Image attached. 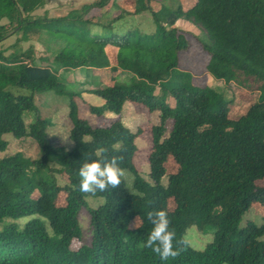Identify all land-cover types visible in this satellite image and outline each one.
<instances>
[{"label": "trees", "instance_id": "trees-1", "mask_svg": "<svg viewBox=\"0 0 264 264\" xmlns=\"http://www.w3.org/2000/svg\"><path fill=\"white\" fill-rule=\"evenodd\" d=\"M108 1L49 18L33 15L45 0H0V44L15 34L27 40L41 33L62 43L51 60L35 58L31 50L7 56L0 51V153L8 147L7 134L30 138L39 148L35 159L20 152L0 159V264H264V214L259 224L246 219L254 203L264 209V184L258 185L264 181V0H195L189 7L186 0H113L129 3L115 20L147 13L154 24L150 33L99 26L91 12ZM177 21L191 22L205 37L179 29ZM190 41L207 55L211 78L249 96L258 94L244 115L230 119L232 99L180 66ZM78 69L91 76L83 93L103 101L88 107L91 114L118 116L125 103L158 112L148 154L152 183L133 164L138 133L120 120L92 127L79 117L74 97L80 92L65 90V75ZM9 87L31 95H14ZM46 92L68 98L69 151L47 142L48 120L37 114L32 123L24 122V113L37 111L33 95ZM169 119L172 128L164 137ZM101 145L107 156L123 157L120 167L132 173L134 193L126 191L122 178L119 187L95 196L73 187L81 164L101 158ZM168 156L177 170L163 186ZM51 163L65 174L64 186L43 176ZM89 197L102 203L92 209ZM170 198L173 210L167 206ZM161 209L177 240H185L190 227L213 228L212 240L202 250L187 243L177 258L161 260L143 246L152 228L147 213ZM83 210L90 241L70 248L82 239L78 216ZM136 218V228L130 227ZM21 219L26 220L18 223Z\"/></svg>", "mask_w": 264, "mask_h": 264}, {"label": "rangeland", "instance_id": "rangeland-1", "mask_svg": "<svg viewBox=\"0 0 264 264\" xmlns=\"http://www.w3.org/2000/svg\"><path fill=\"white\" fill-rule=\"evenodd\" d=\"M100 0H45V4L37 9L33 15L36 17L47 16L60 17L67 15L71 11L79 10L83 5L98 3ZM195 0H186L185 7H189ZM129 3H117L113 4V0H109L107 5L102 9H93L92 14L95 15L96 21L99 26L111 25L114 28L126 29L137 28L145 33H150L154 30V24L147 13L138 14L135 16L124 15L120 19L115 20L121 15V7ZM165 4H169V1H165ZM2 21L1 24H5ZM175 26L181 30H184L190 34L197 36L198 38H204V32L202 29L192 24L189 21H177ZM100 31L93 28L92 32ZM191 46L188 52L179 56L180 66L188 68L195 75V80L200 84L207 83L211 88L217 92L222 93L226 99H232L230 105L229 118L232 120L245 114L251 103L257 97L258 94L245 93L237 90L234 87H227L223 82L216 81L211 78L205 71V65L207 62V55L202 51L201 47L190 41ZM62 43L54 38L41 33L36 35H30L27 40H23L20 34L10 36L4 42L0 44V51L4 55H10L12 53H23L27 50H31L35 58L50 59L55 53H57ZM113 52L110 53L111 59ZM51 60V59H50ZM65 78L69 81L65 86L67 92L74 91L80 92V96L74 97L76 106L78 109V115L84 119L92 127L107 126L111 121L120 120L121 123L129 129L132 133H138L135 138L136 152L133 157V164L137 169L140 177L148 182L152 183L149 178V165L148 154L151 151V128L158 124L159 117L158 112H149L144 106L136 103H125L121 113L117 115L106 114L105 116L98 117L89 112V106L99 107L103 104L101 98L96 95L83 93L84 81H90V74L87 75L85 69H78L67 73ZM124 78H120L123 80ZM109 84V81L107 82ZM11 93L14 95H31V92L26 89L9 87ZM82 92V93H81ZM34 104L36 106V112L24 113V122L28 125L32 123L36 115H40L42 118L48 120L51 126L46 130V139L52 146H60L69 151L72 148V142L69 139V130L71 128V122L68 118V98L64 95H57L53 92H46L42 94L33 95ZM173 121L171 119L166 121L164 137H167L171 131ZM3 138L8 142L6 151L0 153V159L4 156L12 155L17 152L22 153L26 158L35 159L39 155V148L37 144L30 138L21 140L14 139L11 135H4ZM50 169L45 171L43 176L45 178L52 177L59 186L66 184V176L64 173L59 172L60 167L51 163ZM166 174L161 179V184L166 186L167 176L173 174L177 170V164L174 163L173 158L168 156L165 161ZM125 185V189L128 192L134 193L133 190V175L128 170H124V176L122 177ZM264 181H259L258 185H263ZM62 196L60 200L62 201ZM60 201V202H61ZM86 202L90 208H95L98 204L102 203L101 198H87ZM168 209L173 210L175 208V202L173 198H170L167 203ZM264 214V209L261 205L254 203L251 206L246 219L251 220L257 224L261 222V218ZM26 219H21L18 223L25 222ZM139 223V219L131 221L130 226ZM79 227L82 232L81 241H72L70 248H77L80 244H88L90 241L91 231L89 229V218L85 210L81 211L78 216ZM213 228H206L204 232H199L195 227H190L186 230L184 235L185 240L189 246L196 250H202L205 245L210 242L214 234Z\"/></svg>", "mask_w": 264, "mask_h": 264}, {"label": "clouds", "instance_id": "clouds-1", "mask_svg": "<svg viewBox=\"0 0 264 264\" xmlns=\"http://www.w3.org/2000/svg\"><path fill=\"white\" fill-rule=\"evenodd\" d=\"M100 159L85 160L78 169L79 183L73 187L81 193L95 196L109 188L120 186L124 169L120 167L123 157L119 155L107 156L108 148L99 146L97 149ZM147 219L152 225L144 243L145 248L158 255L161 260L177 258L187 245L184 239L177 240L175 229L170 228L171 221L165 210H151ZM130 227L136 228V221ZM175 242V244H174Z\"/></svg>", "mask_w": 264, "mask_h": 264}]
</instances>
